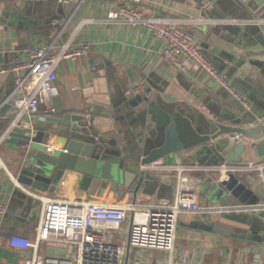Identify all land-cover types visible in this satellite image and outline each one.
Returning a JSON list of instances; mask_svg holds the SVG:
<instances>
[{
	"label": "crops",
	"instance_id": "crops-1",
	"mask_svg": "<svg viewBox=\"0 0 264 264\" xmlns=\"http://www.w3.org/2000/svg\"><path fill=\"white\" fill-rule=\"evenodd\" d=\"M101 2L105 6H101ZM116 2L88 0L72 13L71 5L59 4L56 0H0V66L24 61L27 58L26 49L31 46L52 40L62 43L72 35L74 45L87 44L90 48L87 55L76 60L65 59L58 65L54 82L58 90L55 113L42 120L45 105L40 104L36 112L25 119L28 124L49 128L50 149L56 147L55 136L66 131L63 124L81 116L83 122H88L84 128L89 137H98L109 147L114 143L132 158L139 155V148L136 147L140 140L148 155L140 158L139 165L155 161L160 164L208 163L198 151L200 145H188L186 132L182 134L185 141L179 142L178 137L171 146L163 143L162 135L156 139L141 137L137 140L128 123V95L154 100L167 113L179 112L189 124L188 133L198 138L209 131L208 119L222 112L238 117L248 111L251 115H264V74L252 64L253 60H264V56L254 53L260 50V46L246 42L251 34L245 30L260 24L227 25L198 20L179 25L192 35L208 62L224 73L232 87L250 102V110H245L196 65L186 63L181 70L163 60V42L146 29L101 21L107 6H114ZM223 2L231 0H148L140 7L147 15L184 20L239 19L240 13H230V7ZM257 15L264 19V7L258 10ZM82 18L93 20L79 24ZM227 28H237L238 34H232ZM16 79V73L0 74V100L15 90ZM139 83L143 90L140 95H135L130 89ZM257 144L247 147L239 155L240 162L264 157L258 153ZM16 150L1 141L0 156L9 175L0 172V202L6 205V212L0 215V264H21L31 254L30 249L12 247L8 241L13 235L34 240L39 211V200L34 194L71 201L87 198L77 190L74 176L60 182L54 193L34 190L20 183L17 179L20 162ZM145 176V185L135 197L128 191L117 198L98 197V201L146 205L160 199L179 197L209 209L206 213L179 216L172 251L174 264H264V215L263 222L250 219L245 227L232 229L229 235L202 232L191 228L190 224L215 220L223 210V206L211 204L198 192L199 183L207 177L188 173L177 180L173 173L150 171L145 172ZM237 179L244 187L243 202L239 203L252 204L261 190L258 176L242 172L237 174ZM247 214L257 216L259 213ZM129 221L130 218L118 232H106V237L113 241L124 240ZM70 250L68 244L58 245L44 240L38 245V253L45 256L63 255ZM136 259L142 264L165 262L168 253L151 249L130 250L127 264H137Z\"/></svg>",
	"mask_w": 264,
	"mask_h": 264
},
{
	"label": "built area",
	"instance_id": "built-area-1",
	"mask_svg": "<svg viewBox=\"0 0 264 264\" xmlns=\"http://www.w3.org/2000/svg\"><path fill=\"white\" fill-rule=\"evenodd\" d=\"M59 4L71 5L75 13L88 0H56ZM114 6H107L105 23H120L132 27L146 29L152 36L163 42L161 58L183 70L186 63L194 64L237 100L245 110H250V102L240 92L235 90L230 80L212 66L202 53L200 46L192 35L179 28L180 24L190 21L196 23H222L241 25L257 23L264 25V19H179L168 16L147 15L141 10V5L148 0H117ZM100 3V2H96ZM101 6H105L101 2ZM93 19L82 18L79 24ZM79 24L77 26H79ZM87 44L74 45L73 35L62 43L57 40L38 44L26 49L27 58L8 66H0V74L16 73L15 90L21 98L16 102L17 121H26L38 105H45L43 118L55 113L53 98L58 90L54 82L56 69L65 59L76 60L88 54ZM75 89V88H73ZM143 86L135 84L130 91L135 95L142 93ZM4 134H0V143ZM231 143H241L250 146L253 139L240 134L228 136ZM264 139V136L261 140ZM140 170L161 174L173 173L177 180L184 174H196L201 178L212 177L221 179L229 174L254 173L258 176L262 199L252 204H234L223 206L221 212L264 213V157L260 160H246L233 163L223 161L216 164L208 163H177L141 164ZM8 173V169L0 156V172ZM34 196L39 200L37 222L34 227L33 241L19 235L10 237L8 243L12 247L30 249L29 257L21 264H127L130 250H159L168 253L165 262L153 264H174L172 251L176 238L178 218L185 213H206L209 209L202 208L192 200L160 199L146 205L134 203L114 204L103 201L65 200ZM6 212V205L0 202V215ZM129 221L127 235L124 240L113 241L106 237V232H118L126 220ZM41 240L58 245L68 244L71 250L63 255L45 256L38 253ZM137 264H142L136 259Z\"/></svg>",
	"mask_w": 264,
	"mask_h": 264
},
{
	"label": "water",
	"instance_id": "water-1",
	"mask_svg": "<svg viewBox=\"0 0 264 264\" xmlns=\"http://www.w3.org/2000/svg\"><path fill=\"white\" fill-rule=\"evenodd\" d=\"M223 3L230 7V13H240L239 19L262 18L257 13L264 7V0H231ZM179 28L186 31L181 26ZM227 30L232 34H238L237 28H227ZM245 30L251 34V38L247 37L246 42L249 45L260 46V50L254 53L264 56V25H251V28ZM252 64L264 74V60H253ZM224 92L227 94L226 91ZM20 98V92L14 90L5 94L0 100V134H4L3 141L6 144L17 149L16 155L20 162L18 181L41 192L54 193L60 182L74 176L77 190L85 194L87 197L85 200L98 201V197L103 196L117 198L128 191L135 197L146 180L145 172L140 170L139 165L140 160L148 155L139 140L141 137L156 139L162 135L163 143L168 146H171L178 137L179 142L187 139L190 142L189 146L200 145L198 151L207 159L208 164H216L226 159L233 163L240 162L239 155L248 146L241 143L232 144L228 139V136L240 134L256 141L251 145L259 142L256 148L260 155H264V140H261L264 115L255 116L248 111L238 117L222 112L208 119L209 131L205 136L198 138L188 133L189 124L179 112L167 113L159 108L154 100L141 96L134 97V95L126 97V107L130 112V118L128 117L130 131L139 140L136 147L139 148L138 157H130L124 153L125 149L114 143L109 147L105 146L98 137H89L84 128L88 122L85 120L83 122L81 116H75L70 123L63 124L66 131L62 135L55 136L56 147L50 149L48 127L28 124L24 120L13 123L16 118V102ZM57 102L56 96L53 98L54 106ZM184 132L188 135L186 139L182 135ZM243 190L244 187L238 181L237 174H229L219 180L207 177L198 187V192L205 199L219 206L243 202L241 199ZM261 199L262 188L258 199L253 203ZM263 215V212L257 216L247 213L219 212L215 220L194 221L190 226L206 233L222 232L224 235H229L232 229L245 227L250 219L256 218L263 222Z\"/></svg>",
	"mask_w": 264,
	"mask_h": 264
}]
</instances>
